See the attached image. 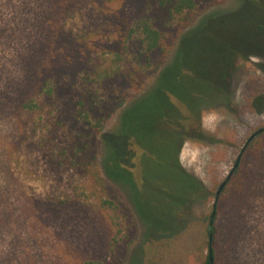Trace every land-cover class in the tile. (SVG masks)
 I'll return each instance as SVG.
<instances>
[{"label":"rangeland","instance_id":"rangeland-1","mask_svg":"<svg viewBox=\"0 0 264 264\" xmlns=\"http://www.w3.org/2000/svg\"><path fill=\"white\" fill-rule=\"evenodd\" d=\"M253 2L198 0L189 21L172 23L156 0H0V264H118L119 247L126 264H204L214 205L216 264H264V10ZM144 15L166 32L148 67L133 30ZM167 64L159 89L145 92ZM164 84L174 88L168 96ZM134 99L140 116L166 103L174 125L189 117L190 102L200 117L189 124L207 136L183 134L178 152L202 187L176 184L159 161L141 187L138 159L151 155L130 146L123 167L142 189L134 193L142 221L103 207L83 169Z\"/></svg>","mask_w":264,"mask_h":264},{"label":"trees","instance_id":"trees-1","mask_svg":"<svg viewBox=\"0 0 264 264\" xmlns=\"http://www.w3.org/2000/svg\"><path fill=\"white\" fill-rule=\"evenodd\" d=\"M7 1V0H3ZM158 5L160 7L165 8L168 11V16L170 17L168 22H178L183 23L186 21H189L194 12L198 9L199 3L198 0H156ZM253 8L256 10V12H261V10H264V0H253ZM4 5V3H2ZM242 14V13H241ZM240 12H235L231 15L236 16L233 19V22L235 23L241 15ZM214 14H211V16ZM219 15V14H218ZM215 16H217L215 14ZM253 17V15H252ZM209 18H207V21ZM258 26L256 23H254V27ZM262 29L261 26H258L257 29H254L256 32L257 30ZM134 31H137L140 40L143 46L142 54L146 57V63L141 62V65L144 67H148L151 65V55L152 53L157 50L159 47H161L163 40L165 39L166 32L165 30L157 25V23L149 16L144 15L139 20L137 27L133 29ZM198 31H195L197 33ZM184 42V39H183ZM246 49V48H245ZM263 48L261 46L246 49L245 51H252V50H259L261 51ZM238 51L244 52L239 48ZM234 52V51H233ZM235 52H237L235 50ZM177 63L179 68H177V71L174 73L175 77L174 80H177L178 85H180V81L183 75V68L181 67V57L179 55V52L177 54ZM171 68V64H167L166 66L159 69L158 76L156 77V80L154 84L148 88L147 91H153L157 88L158 84L157 81L168 72V69ZM174 71V68H173ZM224 82H218V84L221 85V87L226 91ZM168 85H163V91L164 95L168 96L170 88L167 87ZM166 89V90H164ZM174 90V88H173ZM170 90V91H173ZM144 92V93H145ZM143 93V94H144ZM142 94V95H143ZM141 96V95H140ZM229 96V94H228ZM139 99V98H138ZM137 102V99H134L126 104L123 103L124 107L119 113L118 122L115 127V132L112 134H103L102 136V142H101V154L100 157L95 159H86L83 163V169L86 172V175L91 179V192L96 197V199L101 203V205L105 208L107 207H121L123 206V213L124 216L132 217L135 221H137V218L142 221L140 214H143V218L146 217L145 213H141L140 211V202L138 198H135V191L142 190L141 187L147 188L149 185V182L155 175H153V171L156 169V162H161L167 167H171V170L173 172H176V175H174V181L176 184H188L187 180L193 181L198 183L201 187V182L197 177H195L193 174L187 172L181 165L178 152L180 149L181 141L183 139V134H188V136L192 135L193 137L197 136L199 138L206 139L207 136L200 128V125L195 124H189L190 121H195L199 119V109L197 107H194L193 104L189 102L190 107V115L189 117H186L184 120L180 121L179 123L172 124L171 118L169 117V108L166 107L167 104L164 105H156L153 103L146 105L145 112L142 116H140V113L138 115V112L135 114L132 113V107ZM256 107L260 106L262 107V101L258 97L255 101ZM27 106L30 104L27 103ZM186 122V123H185ZM188 122V123H187ZM196 122V121H195ZM194 122V123H195ZM100 122L97 123V125ZM127 135V139H125ZM135 145H142L145 148L148 149L151 158L146 156H143L138 159V162L141 163L140 165V171L142 176V186H139V183L137 180L133 178V173L129 170H126V168L123 167L124 162L130 165L129 162L132 161L129 155L128 149L131 151L132 149L130 146L132 144ZM177 153H175V156L171 159L167 157V155H164L169 148H174ZM159 152L161 154H159ZM129 155V156H128ZM140 160V161H139ZM148 161L151 162V165L148 164ZM239 165V164H238ZM169 170V169H168ZM133 175V176H132ZM152 175V177H151ZM155 179V178H154ZM190 183V182H189ZM185 185V186H186ZM119 187L123 192L126 193L127 198L121 195V191L117 189ZM188 186V185H187ZM129 202L130 201V214L126 212L127 205L124 206V199ZM217 205V204H216ZM132 207V208H131ZM215 214L213 216V223L210 224V221L208 225V250L210 251V248L212 249V254L214 257L213 264H216V248L214 245V242H216V234H217V227H216V217L218 215V209L214 205ZM133 209V210H132ZM212 215V214H211ZM138 219V220H139ZM118 225V223H116ZM134 224V222H133ZM129 224L128 231L132 230V225ZM120 232L119 229L117 233ZM213 233V242L211 244L210 239V233ZM166 236V235H165ZM164 237V235L162 236ZM114 240L117 241V236H113ZM136 238V237H135ZM135 238L130 241V245L132 246L135 242ZM129 256L128 250H126L124 247L118 248V264H126L127 258ZM141 261V259L139 260ZM84 264V263H83ZM86 264H102L101 261L98 260H90ZM204 264H210L209 254L208 258L206 259Z\"/></svg>","mask_w":264,"mask_h":264},{"label":"water","instance_id":"water-1","mask_svg":"<svg viewBox=\"0 0 264 264\" xmlns=\"http://www.w3.org/2000/svg\"><path fill=\"white\" fill-rule=\"evenodd\" d=\"M252 137H253V136H252ZM252 137H251V138H252ZM251 138H250V139H251ZM243 150H244V148L242 149V151H241L239 157L237 158V161H236V163H235V165H234L232 171L228 174V176L226 177V179H224V181L220 184L219 189L217 190V194H216V202H217V200H218V198H219V195H220L221 191L223 190L224 186L226 185V183L228 182L229 178L231 177V175H232V173H233V170L238 166V164H239V162H240V158H241L242 153H243ZM214 208H215V207H214ZM214 214H215V209H214L213 212H212L210 224L213 223V216H214ZM210 239H211V244H212V242H213V233H212V232L210 233ZM209 259H210V264H213V262H214V257H213L212 249H211V248H210V251H209Z\"/></svg>","mask_w":264,"mask_h":264},{"label":"flooded vegetation","instance_id":"flooded-vegetation-1","mask_svg":"<svg viewBox=\"0 0 264 264\" xmlns=\"http://www.w3.org/2000/svg\"><path fill=\"white\" fill-rule=\"evenodd\" d=\"M199 113V117H200V111L198 112ZM252 139V138H251ZM251 139H249V140H251ZM249 142V141H248ZM248 142L246 143V144H248Z\"/></svg>","mask_w":264,"mask_h":264}]
</instances>
